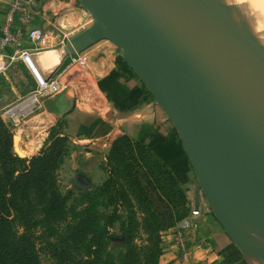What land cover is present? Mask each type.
I'll use <instances>...</instances> for the list:
<instances>
[{"label":"water","instance_id":"95a60500","mask_svg":"<svg viewBox=\"0 0 264 264\" xmlns=\"http://www.w3.org/2000/svg\"><path fill=\"white\" fill-rule=\"evenodd\" d=\"M77 1L91 23L63 46L30 54L41 78L100 40L112 43L153 97L149 109L160 107L175 129L197 180L193 206L202 194L244 262L264 264V70L236 5ZM72 185L86 189L90 181L77 173Z\"/></svg>","mask_w":264,"mask_h":264},{"label":"rangeland","instance_id":"374dc122","mask_svg":"<svg viewBox=\"0 0 264 264\" xmlns=\"http://www.w3.org/2000/svg\"><path fill=\"white\" fill-rule=\"evenodd\" d=\"M230 1L236 5L238 12L236 17L240 20V26L247 38L252 56L256 64L264 70V0ZM227 12L230 16L231 10L228 9ZM102 44L114 47L108 40L98 41L79 53V60L68 71L64 70L69 62L66 61L58 69L56 79L62 85L67 83L65 79L68 76H76L73 79L76 82L87 79L89 48ZM5 72L0 75V118L12 126L13 149L18 154L14 144L18 143L20 137L14 138V135H17V129L21 124L25 123V126H28L27 120L39 109L18 122L5 119L2 111L35 88V82L26 79L23 73L19 74L16 70H13V74L8 77ZM63 73L67 74L64 76ZM149 98L152 101L153 97L150 93ZM158 108L165 114L160 107ZM164 117L171 123L166 114ZM33 126L30 127L33 129ZM172 128L175 130L174 127ZM55 132L66 137L57 150L53 170L56 188L64 198L63 220L53 230L45 229L41 239L58 243L57 241L61 239L71 237L73 241L70 255L73 258L97 256L100 259L99 264H120L126 252V242L124 239L116 240L115 238H124L126 234H129L132 242L138 246L152 247L156 243L161 248L162 254L161 245L165 231L175 225L170 227L172 223L186 216L192 206L194 188L197 185L193 170H190L186 184L171 182L164 171L166 168L162 167L160 160L158 161L147 147L148 145L127 131L126 133L117 131L97 139L86 137L77 139L63 133L62 123H57L50 128L49 134L52 135ZM119 137H125V139L118 142ZM41 148L37 150V153ZM77 173H83L88 177L90 181L88 188L77 189L72 185V178ZM143 173L149 175L157 187L154 192L148 191L149 196L143 193L138 182ZM199 201L203 209L212 214L202 194ZM169 218H171L170 221ZM167 222L171 224L164 227ZM49 230L50 233H48ZM104 236H110V238ZM39 246L43 247L40 250L42 264H47L48 254L45 251L48 248L43 246L40 240L37 243V247ZM157 259L160 263V256ZM241 259L243 260L242 256ZM175 260V264H178V252Z\"/></svg>","mask_w":264,"mask_h":264},{"label":"crops","instance_id":"0c3cea01","mask_svg":"<svg viewBox=\"0 0 264 264\" xmlns=\"http://www.w3.org/2000/svg\"><path fill=\"white\" fill-rule=\"evenodd\" d=\"M33 1L32 26H39L54 34L61 31L70 38L91 23L90 15L77 0ZM6 10V4L0 0V28ZM60 39L56 35L52 40L55 45L50 49L63 46L64 44L59 43ZM22 44L26 47L33 46L26 38L22 39ZM8 50L11 52L13 48L8 47ZM88 53L90 57L87 79L76 82L73 81L76 76L66 77L67 83L63 90L55 96L43 98L39 110L27 120L28 126L23 123L17 129L14 138H20L14 146L18 154L25 157L36 154L47 140L50 128L57 123H62L63 133L77 139H97L117 131H127L149 145L186 184L191 170L186 153L172 130L173 126L166 121L165 114L160 112L158 106L149 109L151 98L147 89L116 48L102 44L89 48ZM66 61L69 64H66L64 70L68 71L73 65L70 64L69 56L58 69ZM58 69L53 76H56ZM13 70L23 73L26 79L33 81L21 60L11 64L7 73L5 72L7 77L13 74ZM29 125L35 127L32 129ZM198 220V229L187 236L190 252L188 264H244L238 248L212 214L204 208ZM161 246L160 263L175 264L178 251L173 242L171 228L165 231Z\"/></svg>","mask_w":264,"mask_h":264},{"label":"trees","instance_id":"16d2710c","mask_svg":"<svg viewBox=\"0 0 264 264\" xmlns=\"http://www.w3.org/2000/svg\"><path fill=\"white\" fill-rule=\"evenodd\" d=\"M174 133L176 136L175 130ZM123 139L125 137H119L117 141ZM65 140L66 137L59 132L50 133L39 153L30 158L19 156L13 149L12 126L0 118V264H42L40 250L43 247H37L38 240L48 248L45 251L47 264H99L97 256L73 258L70 255L71 237L58 243L41 239L45 229L53 230L63 220L64 198L56 188L53 170L57 150ZM147 147L166 168L164 171L171 182L184 183L149 145ZM138 182L147 196L149 190L154 192L157 189L146 173ZM176 222H167L164 227L170 224L172 227ZM115 239L126 242V252L120 264H160L157 258L161 248L156 243L152 247L138 246L129 234ZM242 262L246 264L244 260Z\"/></svg>","mask_w":264,"mask_h":264},{"label":"built area","instance_id":"2783aa9c","mask_svg":"<svg viewBox=\"0 0 264 264\" xmlns=\"http://www.w3.org/2000/svg\"><path fill=\"white\" fill-rule=\"evenodd\" d=\"M1 1L6 4L7 10L0 28V75L7 71L13 62L21 60L35 82V88L2 111L5 119L18 122L38 109L43 98L55 96L64 88V85L56 79V76L43 80L34 67L30 54L54 47L55 43L52 40L56 35L59 39L61 38L59 43L62 45L65 44V39L68 36L61 31L54 34L39 26L31 25L33 0ZM23 38H26L33 46H23ZM8 47L13 48V50L11 52L7 51ZM78 56V54L69 56L70 64H75L79 60ZM202 210L200 203L197 207L192 204L189 213L178 220L171 228L174 244L178 251V264L190 261L187 236L190 232L198 229V217Z\"/></svg>","mask_w":264,"mask_h":264},{"label":"bare ground","instance_id":"6f19581e","mask_svg":"<svg viewBox=\"0 0 264 264\" xmlns=\"http://www.w3.org/2000/svg\"><path fill=\"white\" fill-rule=\"evenodd\" d=\"M254 45V44H253ZM253 45H251V47H253ZM254 46H256V45H254Z\"/></svg>","mask_w":264,"mask_h":264}]
</instances>
